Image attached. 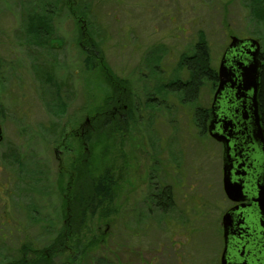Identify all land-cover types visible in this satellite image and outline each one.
I'll return each instance as SVG.
<instances>
[{
    "label": "rangeland",
    "instance_id": "rangeland-1",
    "mask_svg": "<svg viewBox=\"0 0 264 264\" xmlns=\"http://www.w3.org/2000/svg\"><path fill=\"white\" fill-rule=\"evenodd\" d=\"M46 9L54 11L45 22L57 39L54 49L42 47L24 26L29 14ZM263 32L264 0H0V264L26 263L24 246L46 257L53 240L58 243L52 257L48 252L51 264L68 259L64 250L70 264H154L152 212L137 206V197L141 177H149L158 154V136L173 145L175 165H188L185 185L205 191L206 198L217 197L221 188V148L192 128L190 107L165 109L170 101L178 105L174 95L160 97L162 106L147 102L144 108L143 93L152 92L153 75L166 81L177 74L179 56L201 34L217 68L231 36L260 43ZM94 36L101 44L98 55L88 46ZM88 56L94 61L86 62ZM48 64L53 66L46 71ZM108 72L116 81L133 82L143 101L133 123L92 122L103 111L108 86L114 87ZM213 90L203 84L200 106ZM81 171L92 179L106 174L113 189L109 201L100 200L85 210V219L76 218V226L64 227L63 191L70 175ZM126 198L142 215L128 227ZM211 236L208 246L214 249ZM62 240L67 245L59 247Z\"/></svg>",
    "mask_w": 264,
    "mask_h": 264
},
{
    "label": "flooded vegetation",
    "instance_id": "flooded-vegetation-1",
    "mask_svg": "<svg viewBox=\"0 0 264 264\" xmlns=\"http://www.w3.org/2000/svg\"><path fill=\"white\" fill-rule=\"evenodd\" d=\"M238 39L254 40L248 37ZM229 43L224 48L219 64L215 68L216 81L204 82V84L209 83L210 87L214 88V92L209 103L201 106L206 111V114H203L201 128L197 124L192 126L198 132L199 137L206 136L221 148L220 193V189L217 188V197H213V193H210V198H206L204 196L205 191L197 193L193 188L185 185L188 180L185 176L188 165H182L181 163L175 165L171 153L173 145L168 146L170 140L163 134L158 136L156 142L158 154L156 153L154 156L152 169L147 172L149 177H141V180H144V186L140 188L141 193H138L137 198L139 199L140 196L142 198L137 200V206L146 207L147 210L149 209L152 212L154 264H222V257L227 259V264H264V207L255 202L258 188L261 186L264 189V141L262 144L257 143L251 135L252 123L256 114L259 117L264 139L260 100L261 78L259 92L255 100H253L251 92L242 94L241 99H236L234 92L228 88H225L217 96L215 95L219 85L217 71L223 56L227 67L238 73L236 71L237 62L249 58V52L251 51L249 45L228 51ZM257 43L258 58L262 64V45L258 41ZM155 68L158 71L159 67ZM47 70L48 68H46ZM153 76L155 83H158L160 76ZM112 84H116L115 87L122 89V85L118 80L116 83L112 82ZM154 88L150 95L148 94V100L155 107L162 106L164 101L161 100L160 94ZM171 96L169 94L167 97L171 99ZM173 104L174 102L170 101L169 104L165 105V109L171 110L174 108ZM121 109L122 111L126 110L123 103L116 107L113 104L110 105L111 115L120 119L122 117V114H120ZM213 116H215L216 121L213 127L219 134L224 131V121H231L233 124L230 127L231 131L227 129L228 133L231 132L227 141L229 157L227 173L230 182L241 188V199L237 201L231 200L224 192L225 163L223 157L225 145L209 134L208 129ZM73 131L76 137V129H73ZM166 139L168 140L167 145ZM197 141L201 142L199 139ZM202 147L206 148L204 145ZM75 178L76 173L73 172L67 184L70 183V179ZM67 188H70V186ZM207 189L209 192L212 190ZM195 194L196 196H194ZM224 198L227 200L226 203ZM124 204V225L128 227L130 222H134L136 219L139 220L138 217L142 215H140L138 208H131L127 198ZM224 219L228 221L226 228L227 242ZM60 224L62 226H76V219L62 218ZM42 227L44 226L42 225ZM129 231L127 228L126 233ZM211 235H214L216 240ZM210 236L215 243L214 249L208 246ZM137 251L139 253L138 249ZM48 252V250L43 252L46 254V257H44L45 263L49 260ZM74 253L76 254L75 246L73 248ZM35 259L31 254L25 258V261L35 263Z\"/></svg>",
    "mask_w": 264,
    "mask_h": 264
},
{
    "label": "trees",
    "instance_id": "trees-1",
    "mask_svg": "<svg viewBox=\"0 0 264 264\" xmlns=\"http://www.w3.org/2000/svg\"><path fill=\"white\" fill-rule=\"evenodd\" d=\"M52 10H45V14H29L27 16V19L25 20L24 26L26 28H31L34 31L35 36L40 40V45L44 47L46 43H49L48 48L54 49L57 39H54L52 36L53 32H48L45 28H50L49 25L46 22V20L51 17V15L54 13L51 12ZM23 25V23H22ZM32 34V33H31ZM46 35H48L47 38H44ZM51 36V37H49ZM201 39H199L189 51H185L179 56L178 62H177V71L176 75L170 74L168 79L166 81H159L158 83H155V91L160 94L161 91V98L167 99L168 95H174L173 99L176 98V101L178 102V105L173 104L174 109L179 107V109L185 110V108L190 107L192 109L191 117H192V124H197L198 127L201 128V121H203V114H206V111L200 106L198 103L199 101V91L201 88H203V84L205 81H216V69L212 66V62L210 59V53L209 48L204 41V37L201 34ZM42 38V39H41ZM260 39V43L262 45V54H261V60L262 65L260 69V78H261V92H260V100H261V109L263 114V124H264V32L262 33ZM101 40V39H100ZM100 41H98L95 36L93 39H90L88 41L89 50L92 53H96V55L100 52ZM102 55H100V58ZM103 59V57H102ZM86 62H89L90 60L94 61L93 58L87 57ZM96 61V60H95ZM53 66L50 64L48 66V70H51L50 67ZM154 66V71H156ZM96 67V64L94 65ZM43 67H40L39 72L42 73ZM112 76V79H111ZM108 78H110V82L116 83V79L114 75H112L110 72H108ZM129 80V79H128ZM118 82L121 83L122 89L115 87L116 84H113V86H108L109 92L105 96V102H104V108L103 111L97 113V116L94 117L91 121L95 124V126L101 125L103 127L104 125H111L113 122H119L121 121L119 117H115L118 121H115L110 113V105L113 104L115 107L120 106V103H123L126 106L125 111H120V114H122L121 119L128 123H133V119L136 118V120L140 116V109H141V103L139 102V99L137 97V94L135 95V92L133 91V82L129 85L127 79H119ZM146 82V80L144 81ZM109 85V84H108ZM143 89L146 88V86L143 85ZM148 94L150 95V92L143 93L144 96V103L142 106L148 107L149 105L145 104L147 102L151 103L150 100H148ZM119 102V103H118ZM119 104V105H118ZM151 106H154L153 104ZM208 113V112H207ZM204 114V115H205ZM124 122V123H125ZM98 127V129H99ZM83 175V172L81 171L78 176H76L75 179H70V183L67 185V187L70 186V188L66 187L65 192L63 191V200H62V218L64 215L67 216L68 219H85V212L89 210L90 206L96 204L97 202L102 201H109L110 198V179L109 177L104 174L98 177L97 179H92L91 177L87 178V176ZM66 209L68 211H66ZM86 210V211H85ZM66 211V212H65ZM67 227V226H64ZM57 236L60 235V232L58 231ZM65 241V240H64ZM63 240L59 242V247H64L66 242ZM55 243H58L57 240H53L48 246H45V249L49 251L50 257L54 255L53 248H55ZM44 248V247H43ZM42 248V249H43ZM71 251H73V248H70ZM41 250L34 249L32 246H24L22 253L25 257H28L29 255H33L35 259V263H30L26 261V263L21 262L20 264H51V258L48 260L47 263H45L44 257H41L39 252ZM68 255V259L63 261L62 264H70L71 260V254L64 250L62 251ZM63 253V254H64ZM83 253V252H82ZM81 253V254H82ZM38 255V256H37ZM38 257V258H37ZM75 261V259H74ZM73 261V262H74Z\"/></svg>",
    "mask_w": 264,
    "mask_h": 264
},
{
    "label": "water",
    "instance_id": "water-1",
    "mask_svg": "<svg viewBox=\"0 0 264 264\" xmlns=\"http://www.w3.org/2000/svg\"><path fill=\"white\" fill-rule=\"evenodd\" d=\"M249 45L251 51L249 52V58L238 61L236 64V71L238 73L233 72L229 67L226 65V61L224 59V56L220 62L217 74L219 78V85L216 90V96L221 91H223L225 88L230 89L232 92H234V95L236 99H241L242 94L251 92L253 96V100L257 97V94L259 92V86H260V69H261V62L258 58V43L256 40H240L235 36H232L230 39V43L227 47V50H233L240 47H245ZM248 54V53H247ZM215 116L212 117L210 126H209V134L211 137L216 139L217 141L223 142L225 145V154L223 157L224 163H225V174H224V192L231 200H240L241 199V188L238 186H235L233 183L230 182L227 170L229 168V165H227V162L229 160L228 157V148H227V141L231 135L230 127L233 126L231 121H224L225 128L222 134H219L215 131V128L213 125L215 124ZM254 122L252 123V137L255 139L257 143H263V130L260 127L259 124V117L258 115H254ZM227 129H229V133L227 132ZM2 131L0 127V142L2 141ZM258 195L255 200L256 203H258L261 207H264V189L260 186L258 188ZM224 226H225V239L227 242V234H226V228L228 226L227 219H224ZM227 259L225 257H222V264H227ZM245 264V263H242Z\"/></svg>",
    "mask_w": 264,
    "mask_h": 264
}]
</instances>
